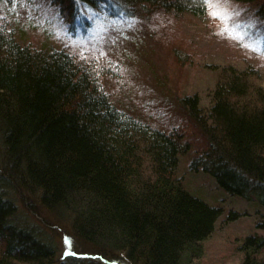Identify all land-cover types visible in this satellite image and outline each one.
I'll return each mask as SVG.
<instances>
[{
  "label": "trees",
  "instance_id": "trees-1",
  "mask_svg": "<svg viewBox=\"0 0 264 264\" xmlns=\"http://www.w3.org/2000/svg\"><path fill=\"white\" fill-rule=\"evenodd\" d=\"M225 2L237 4L232 22L264 37V0ZM51 3L75 23L87 10L203 18L215 0ZM15 36L0 24V264H54V247L17 220L16 201L26 194L66 215L71 233L96 253H83L95 264H198L222 215L177 177L188 152L225 193L264 209V86L256 74L219 69L205 109L197 96L183 98L196 143L178 123L161 129L119 109L93 58ZM238 252V264H264V237L246 236Z\"/></svg>",
  "mask_w": 264,
  "mask_h": 264
},
{
  "label": "rangeland",
  "instance_id": "rangeland-1",
  "mask_svg": "<svg viewBox=\"0 0 264 264\" xmlns=\"http://www.w3.org/2000/svg\"><path fill=\"white\" fill-rule=\"evenodd\" d=\"M220 6L232 12L237 4ZM215 7L213 3L203 18L185 13L167 19L162 14L114 18L103 10L94 16L87 10L73 23L51 0H0V24L12 28L15 38L25 44L39 48L47 44L93 58L103 67L100 80L119 109L161 129L178 123L179 131L197 143L200 134L188 117V106L182 105L185 96H197L205 109L212 101L216 73L228 65L256 74V83L264 86V52L259 46L264 37L249 36L255 43L242 46L224 32L228 24L213 18ZM1 145L0 141V157ZM194 156L192 152L180 156L177 177L222 215L198 264H238L240 241L248 235L264 237V209L221 190L211 174L194 166ZM23 197V203L19 196L16 201L17 220L35 227L54 247V264L71 262L72 256L78 264H95L83 253H96L71 233L65 214L48 211L34 194Z\"/></svg>",
  "mask_w": 264,
  "mask_h": 264
},
{
  "label": "snow or ice",
  "instance_id": "snow-or-ice-1",
  "mask_svg": "<svg viewBox=\"0 0 264 264\" xmlns=\"http://www.w3.org/2000/svg\"><path fill=\"white\" fill-rule=\"evenodd\" d=\"M224 3V0H215V11H213L212 15L215 19H220L222 22L228 24V27L224 29V32L228 34L229 38L237 39L242 46L249 47L251 43L249 41V36L251 35L248 30L247 26L239 25L233 23V13L229 12L227 7H221L220 5ZM260 50L264 52V43H261ZM255 50V48L253 49Z\"/></svg>",
  "mask_w": 264,
  "mask_h": 264
}]
</instances>
